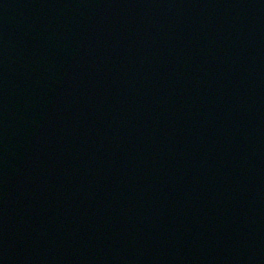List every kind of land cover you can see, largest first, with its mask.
Wrapping results in <instances>:
<instances>
[{"label": "water", "instance_id": "obj_1", "mask_svg": "<svg viewBox=\"0 0 264 264\" xmlns=\"http://www.w3.org/2000/svg\"><path fill=\"white\" fill-rule=\"evenodd\" d=\"M0 264H264V0H0Z\"/></svg>", "mask_w": 264, "mask_h": 264}]
</instances>
